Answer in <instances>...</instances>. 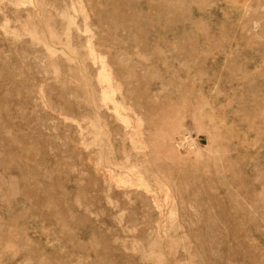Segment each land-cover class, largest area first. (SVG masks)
I'll return each instance as SVG.
<instances>
[{
  "label": "rangeland",
  "instance_id": "1",
  "mask_svg": "<svg viewBox=\"0 0 264 264\" xmlns=\"http://www.w3.org/2000/svg\"><path fill=\"white\" fill-rule=\"evenodd\" d=\"M0 264H264V0H0Z\"/></svg>",
  "mask_w": 264,
  "mask_h": 264
}]
</instances>
